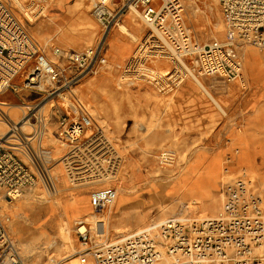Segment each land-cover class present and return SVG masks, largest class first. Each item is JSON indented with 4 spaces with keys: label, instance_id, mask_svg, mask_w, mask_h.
<instances>
[{
    "label": "built area",
    "instance_id": "1",
    "mask_svg": "<svg viewBox=\"0 0 264 264\" xmlns=\"http://www.w3.org/2000/svg\"><path fill=\"white\" fill-rule=\"evenodd\" d=\"M52 1L0 0V91L13 86L15 79L25 74L24 85L43 79L51 84L46 97L63 98V105L52 106L56 108L60 132L69 145L62 159L67 181L71 186L103 184L90 192L91 204L101 211L110 207L118 196V185L113 182L122 163L120 151L105 132V124L97 122L88 103L76 94L77 73L69 75L52 62L19 17L22 15L29 21L40 18L47 14ZM111 1L93 2V16L104 28L100 41L67 52L68 59L81 73L115 61L105 53L106 37L119 20L118 10L111 6ZM186 1L128 0L122 4V8L137 9L151 31L146 41L150 43L125 64L123 79L145 80L162 89H172L186 77L188 71L184 67L188 65L199 76L218 75L246 85L245 46L264 50V0H219L222 21L205 43L194 40L186 24ZM56 51L60 52L61 47ZM158 60L166 63L163 69L158 68ZM40 102L42 99L18 121L3 108L7 103L0 102V121L7 126L0 131V189L11 200L21 197L26 187H34L41 181L54 188L31 145L41 130ZM89 129L93 130L89 132ZM94 142H100L101 146L94 148ZM27 154L37 170L25 159ZM160 157L168 162L174 154L162 149ZM253 185L254 178L243 164L227 161L217 200L220 207L215 212L201 217L187 212L173 215L155 227L116 240H110L100 224L87 227L81 222L77 228L80 250L76 253L83 264L91 258L95 264H159L166 255L171 258L170 264H264V256L257 251L264 242V204L253 192ZM49 263L57 264L55 260ZM0 264H25L1 213Z\"/></svg>",
    "mask_w": 264,
    "mask_h": 264
},
{
    "label": "rangeland",
    "instance_id": "2",
    "mask_svg": "<svg viewBox=\"0 0 264 264\" xmlns=\"http://www.w3.org/2000/svg\"><path fill=\"white\" fill-rule=\"evenodd\" d=\"M126 1L128 0L111 1V6L118 10V23L125 21L124 15L128 13L129 10H132V8H122V4ZM188 1L189 0H187L185 4L186 24L189 26L194 40L201 43L208 42L212 38L215 29L222 21L221 5L219 1L215 2V16L211 23H207L198 15H195L193 20L189 18L187 7H193V5L187 4ZM74 2L75 0H64L59 5V0H54L50 3L47 14L40 18H35L33 21L21 17L22 15H19V17L39 48L46 56L53 59V61L51 60L52 62L55 60L56 62L54 63L63 69L69 66L71 68L70 71H67L69 75L77 73L75 75L77 79L74 84L76 94L88 103L97 122L105 124V132L117 146L122 156L119 174L113 183L116 182L117 185L136 188L143 185L148 179L154 181L175 179L180 172V167L184 166V164L200 149L208 152H214L217 149L223 150L225 156L222 162V172L224 171L225 163L227 161H232L236 165H239V163L243 164L247 168L249 174L254 178V171L250 166L246 165L241 160H228V157L240 148L238 138L246 136L249 131L245 118L241 115L242 113L240 111V102L245 95L243 90H241L243 85L236 80H228L223 76L212 75L202 77V75L201 77L205 79L208 89L223 106L219 105L205 90L199 89L198 91L205 96V99H202L203 102L209 103V107H212L216 114L212 119H209V115H205L206 119H203L202 115L197 116L195 114L196 111L199 112L196 108L197 105L195 100L198 91L192 87H188L184 89L185 91L180 93V89L191 79L190 76L186 75L185 80L179 85L176 84L172 89H162L161 86H157L145 80L138 79L129 82L123 79V69L127 61L143 46L150 43L146 42L151 32L150 28L138 13L137 19L141 27L139 39L135 41V46L130 54L127 55L126 59L123 60L117 57L112 51L114 46L112 45L109 47V43L107 44V42H116L120 36L123 37V34L119 30V24H116L109 32L105 42L106 55L113 58L115 61L96 67L87 73L86 71L81 73V71L79 72L68 59L67 52L72 48H84L89 45H96L103 35L104 28L93 16L92 10L94 0H83V6L73 9ZM202 4L204 5V3ZM42 22L43 29L37 31L35 28ZM58 46L61 47L60 52L56 51ZM165 64L166 63L162 62V60L157 61L159 69H163ZM24 77L25 74L19 75L15 79L13 86L11 85L8 89L0 91V101L8 102V106L3 104V108L8 109L10 115L18 121L28 113L30 108H27V111L23 112L17 109L16 103L30 99V102L34 105L37 101L42 99V102H40V109H42L41 118L43 117L42 114L45 109L44 112L47 113L50 126L60 137V128L55 113L56 108L54 109L52 104L63 105V98L60 95H49L46 97V93H48L51 87V84L46 80H43L45 82V89L38 92L35 87L23 84ZM87 80H94L96 83L91 87L87 85L81 86V84ZM129 91L133 92L132 96L126 94ZM25 95H27V97ZM65 95L70 96L69 93ZM230 97L232 99L228 101ZM90 100H92L93 103H91ZM11 113H13L15 117ZM0 122V131H4L7 126L2 121ZM227 125L228 127L225 128ZM96 127L97 124L93 129H96ZM29 128V126L26 127L27 130ZM93 129H89V132ZM138 147L142 148L139 149V152L137 151V153H135V149ZM68 149L69 145L66 142L63 150L55 154L50 160V163H54L52 171H55L57 179L53 178L49 167L44 165L54 186L57 182L56 186L61 193L67 188L77 187L69 185L65 173L62 159L68 152ZM162 149L173 151L174 158L171 162L175 165H170L171 163L165 162L160 157V151ZM131 157L136 161V164L131 172H125L124 165ZM25 159L37 170V166L34 164L29 154L26 155ZM149 160H155L157 162L156 168L153 169V167H149ZM65 181L67 182L65 183ZM108 183L110 182L104 184ZM29 189L30 190L25 188V193H29L28 195L35 199L48 201L47 199L50 200L51 198L49 195L50 188L43 181L34 187H29ZM221 191L222 188L219 192H216V194L210 191L206 193L203 199H199L198 201L202 202L206 200V198L215 195V197H212L213 199L215 198V200L209 204V207H211L209 212L213 213L220 207L219 201L216 200L220 197L219 194ZM253 192L263 199L264 204V187H262L258 181L253 185ZM24 196L25 194L17 199L8 201V197H6L3 190L0 189V213L5 220L8 231L15 237L18 251L24 262L26 264L27 262L38 264V261L41 260L40 258L42 257V254L38 251V245L41 242L45 243L47 236H45V234L43 235L41 231L44 226H42L39 231H33L32 227L31 229L27 228L28 226L25 222H21L23 223L22 225L14 223L15 216L12 213L14 211L13 209ZM183 201H185V206L189 205L190 209L194 206L192 198H186L179 201L180 203H178L179 206L177 210H180ZM189 208V211L186 212L190 215L194 214L192 209L190 210ZM160 209L161 206L150 208L146 212L147 221L142 224L134 223L135 220H133V218L135 219L140 213L130 211L128 214V211H126L118 220L113 221L111 231L109 233L106 232V235L110 240H116L130 230L156 222L159 218L154 217V215ZM7 216L9 217V221L7 220ZM96 224L97 223L94 221L91 222L93 226ZM117 226H119L121 230L126 228L129 229L118 232L116 231ZM77 240L78 242L74 246V249L78 251L80 247L78 235ZM54 254L61 258L62 256L65 257L67 252L64 249H57ZM259 254L264 256V252H259ZM170 259V256L166 255L159 264H170ZM70 260V257H66L60 260L59 264L80 263V257H74L71 263ZM90 260V264H95L92 258Z\"/></svg>",
    "mask_w": 264,
    "mask_h": 264
},
{
    "label": "bare ground",
    "instance_id": "3",
    "mask_svg": "<svg viewBox=\"0 0 264 264\" xmlns=\"http://www.w3.org/2000/svg\"><path fill=\"white\" fill-rule=\"evenodd\" d=\"M217 1L219 0H189L187 4L191 6L193 5V7H187V14L189 18L193 20L195 15H198L203 21L205 20L207 23H211L216 13L215 2ZM202 3H204V5ZM81 6H83V0H75L73 3V9ZM137 13L140 15L139 11L133 8L128 11L126 16L124 15L125 18L129 15V18H127L126 21L118 23L119 30L123 34V37L120 36L116 42H107V44L109 43V47L113 45L116 47L118 46V48L121 49L123 46H127L129 41L135 43V41L139 39V31L141 30V27L140 22L137 19ZM35 29L37 31L43 29V22L39 23ZM47 57L53 61L51 57ZM243 58L245 70L247 72V83L242 86L241 90H243L245 96L247 95L245 100H250L253 96H255V93L259 92L260 87H264V50H260L254 45H246L245 51L243 52ZM54 62L56 61L54 60ZM64 69L66 71L71 70L69 66ZM184 70L188 71L186 75L190 76L191 79L180 89V93L185 91L184 89L188 87H192L197 91L199 89H203L219 105L222 106L220 101H218L215 95L208 89L205 79H202L204 76L212 75H203L201 77L193 73L192 69L188 65L184 67ZM171 77H174V74ZM185 78H183L179 84L182 83ZM95 83L96 82L94 80H87L81 84V86L87 85L88 87H91L94 86ZM31 86L35 87L36 90L40 92L45 89V82L43 79H40L37 83L32 84ZM126 94L128 96H132L133 92L129 91ZM25 96L27 97V95ZM0 102L8 104V102ZM90 102L93 103L92 100H90ZM16 105L17 109L25 112L27 111V108L32 107L33 104L29 99L27 101L16 103ZM44 110L42 114L43 124L41 130L38 136L31 142V145L41 162L49 167L53 178L57 179L55 171H52L54 163H50V160L55 156V154L63 150L66 142L64 141L65 139L63 138L60 130L59 137V135L56 134V131L50 126L47 113L44 112ZM11 114L15 117L13 113ZM248 130L249 131L246 136H241L244 137L246 141L241 143V145L239 143L240 148H238L236 152H233V154L228 157V160H241L243 163L250 166L254 171V181H258L259 184L264 187V149L258 151L256 149L255 151H245L246 147L242 144L247 143L249 149L253 145L251 141L247 140L252 138L250 137L251 130ZM93 145L94 148H98L101 146V143L94 142ZM141 148L142 147H138L135 149V153H137V151L139 152V149ZM224 156L223 150L221 149H217L214 152H208L200 149L184 164V166L180 167V172L175 179L164 181H154L148 179L143 185L136 188L118 185L117 198L110 207L101 211L96 210L91 204L90 192L93 188L103 184L79 185L77 187L67 188L61 193L59 188L56 186V182L54 188L49 190L51 198L50 200L47 199L48 201L35 199L29 196V193H25L26 191L24 190L22 196L24 194L25 196L21 198L18 204L15 205L13 209L14 211L12 212L15 216L14 223L22 225L23 223L21 222H25L28 226L26 227L29 229L32 227L33 231H39L41 227L44 226L41 231L43 235L45 234V236H47L46 242H41L38 245V251L42 254V257L40 258L41 260L38 261V264H50L49 261L51 260H55L56 263L59 264L60 260L66 257H70L71 263V261L74 260V257L79 258L78 253L74 254L77 252V250L74 249V246L78 242L77 228L81 222H84L88 227L91 222L94 221L95 223L101 225V229L103 231L109 233L111 231L113 221L118 220L124 212L128 211V214L130 211L140 213L137 216L134 215L136 218H133V220H135L134 223L142 224L147 221L146 212L150 208L161 206V209L154 215V217L159 218L158 221L130 230L121 236L124 237L134 231L141 230L146 227H155L158 222L167 217L189 211V205L185 206V201L181 203L180 210H177V207L179 206L178 203H180L179 201L186 198H192L194 204V206L191 207L194 214H191L190 216L194 215L201 217L211 214L212 212H209L211 210L209 204L215 200V198H212L215 197V195L206 198V200L202 202H199L198 200L203 199L206 193L210 191L214 192L213 194H216V192H219L223 187L222 162ZM172 160L168 162L171 163L170 165H175L174 163L172 164ZM135 164L136 161H134L133 157H131L124 165V171L131 172ZM150 166L153 167V169L156 168L157 162L155 160H149V167ZM7 200L11 201L9 198ZM7 220L9 221V217ZM128 229L129 228L121 230L119 226L116 227V231L118 232L126 231ZM57 249H64L67 252V255L59 258L54 254ZM257 251L264 252V242L262 245L257 247ZM27 264H31V262H27ZM78 264L83 263L80 262Z\"/></svg>",
    "mask_w": 264,
    "mask_h": 264
},
{
    "label": "crops",
    "instance_id": "4",
    "mask_svg": "<svg viewBox=\"0 0 264 264\" xmlns=\"http://www.w3.org/2000/svg\"><path fill=\"white\" fill-rule=\"evenodd\" d=\"M62 0H59V5L61 4ZM59 13V12H58ZM127 14V13H126ZM125 14V16H126ZM127 18H129V15L124 20L126 21ZM135 46L134 42H128L127 46H123V48H118V46H114L112 48V51L119 57L120 59H126L127 55L130 54V52L133 50ZM222 78V77H221ZM225 80V79H224ZM200 95V96H199ZM247 95L243 97V101L240 102V111L241 115L245 118L248 129L251 130L250 134L252 138L247 139L248 141H251L253 145L251 148H248V144L244 143L242 145H245L246 147L245 151H255V149L263 150L264 149V87H260V90L258 93H255V96H253L250 100H245ZM202 99H205V96L201 92H197L196 94V108L198 111H196V115H202L203 119H206L205 115H209V119L214 118V115H216L213 111L212 107H209V103H204ZM232 98L230 97L228 101H230ZM200 102V103H198ZM202 111V113H201ZM228 125L225 127L227 128ZM239 143L245 142L244 137L238 138ZM247 169V168H246ZM26 189L30 190L29 187H26Z\"/></svg>",
    "mask_w": 264,
    "mask_h": 264
}]
</instances>
